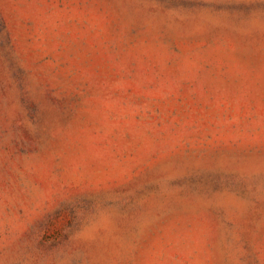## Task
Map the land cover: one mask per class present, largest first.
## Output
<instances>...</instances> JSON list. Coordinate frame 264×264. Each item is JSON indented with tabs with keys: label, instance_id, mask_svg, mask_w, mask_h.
Instances as JSON below:
<instances>
[{
	"label": "rangeland",
	"instance_id": "1",
	"mask_svg": "<svg viewBox=\"0 0 264 264\" xmlns=\"http://www.w3.org/2000/svg\"><path fill=\"white\" fill-rule=\"evenodd\" d=\"M0 264H264V0H0Z\"/></svg>",
	"mask_w": 264,
	"mask_h": 264
}]
</instances>
